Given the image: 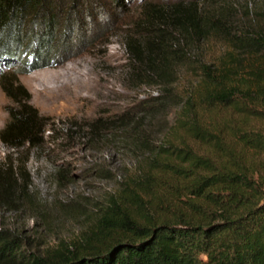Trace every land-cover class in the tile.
I'll use <instances>...</instances> for the list:
<instances>
[{
  "label": "rangeland",
  "instance_id": "rangeland-1",
  "mask_svg": "<svg viewBox=\"0 0 264 264\" xmlns=\"http://www.w3.org/2000/svg\"><path fill=\"white\" fill-rule=\"evenodd\" d=\"M107 1L97 7L91 0H53L69 11L58 26L60 31L67 26L73 40L49 66L29 64L30 53L0 62V132L13 106L2 86L6 78L17 89V98L28 97L46 121L38 147L14 150L0 142V163L10 161L11 177L23 189L12 203H0V225L20 229L32 250L81 239L112 201L123 213L132 209L148 215L178 202L170 194L180 198V189L161 182L159 172L179 163L184 149L213 157L207 146L186 139L176 128L179 103L201 93L202 78L189 65L230 64L242 71L259 57L251 50L235 51L229 39L264 36V0ZM191 2L195 22L173 9L188 8ZM149 7L155 11H145ZM194 23L202 31L194 30ZM181 29L189 31V38L184 39ZM176 47L171 53L179 57L170 53L168 58V86L149 85L130 69L138 58L159 60L162 51ZM70 80L84 82L77 85L80 93H70L55 108L41 105L36 90H57ZM259 106L264 112V103ZM202 117L225 132L226 143L237 140L234 127L254 125L264 131V122L242 117L237 110L216 108ZM231 149L238 158L246 153L242 161L264 174L263 152L239 144Z\"/></svg>",
  "mask_w": 264,
  "mask_h": 264
},
{
  "label": "trees",
  "instance_id": "trees-1",
  "mask_svg": "<svg viewBox=\"0 0 264 264\" xmlns=\"http://www.w3.org/2000/svg\"><path fill=\"white\" fill-rule=\"evenodd\" d=\"M91 2L97 7L110 4L107 0ZM194 5L191 2L184 9L174 5L173 9L195 22ZM151 10L155 8L145 11ZM67 12L53 0H0V62L30 53L27 62L35 68L52 64L49 60L64 54L66 43L73 40L67 26L64 31L58 26ZM193 25L194 30L202 31L198 23ZM181 31L184 39L189 38L187 29ZM229 43L235 51L247 49L259 57L249 70L242 71L230 64L189 65L202 78L201 93L196 100L189 96L179 103L176 128L186 139L207 146L213 157L184 149L179 163L174 161L171 168L159 172L161 182L180 189L182 197L170 194L178 202L148 215L132 209L131 214L128 210L123 213L112 201L98 224L82 233L81 239L71 244L61 242L46 251L32 250L20 229L0 225V264H264V174L259 176L253 164L242 161L246 153L238 158L231 152V147L239 144L264 153V131L254 125L234 127L232 137L237 140L226 143L225 132L202 117L218 108L237 110L242 117L264 122L259 106L264 103V36L238 34ZM173 50L177 47L167 48L168 53L162 51L159 60L138 58L130 69L149 85L168 86L172 73L168 58ZM2 86L13 106L0 142L14 150L38 147L46 121L29 105L28 97L17 98L10 79ZM12 172L8 159L0 163L2 204L12 203L16 193L23 192Z\"/></svg>",
  "mask_w": 264,
  "mask_h": 264
},
{
  "label": "bare ground",
  "instance_id": "bare-ground-1",
  "mask_svg": "<svg viewBox=\"0 0 264 264\" xmlns=\"http://www.w3.org/2000/svg\"><path fill=\"white\" fill-rule=\"evenodd\" d=\"M71 70L69 71L67 77L71 74ZM72 81L73 80L63 83L61 88H57V90L49 89L47 87L42 90H36L37 99L40 101L41 105L46 108H55L57 105L65 103L64 99L69 100L71 95L70 93H80L77 85L84 83L79 82L78 80L74 83Z\"/></svg>",
  "mask_w": 264,
  "mask_h": 264
}]
</instances>
